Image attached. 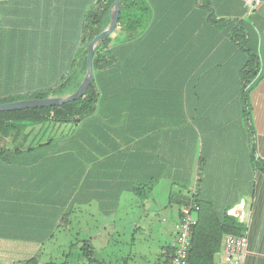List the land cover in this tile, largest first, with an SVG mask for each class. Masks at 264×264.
<instances>
[{
	"label": "crops",
	"instance_id": "0c3cea01",
	"mask_svg": "<svg viewBox=\"0 0 264 264\" xmlns=\"http://www.w3.org/2000/svg\"><path fill=\"white\" fill-rule=\"evenodd\" d=\"M221 3L225 4L223 11H231L226 3H240L239 17L253 22V47L260 59L259 73L253 79L250 93L253 130L249 132L237 122L222 131L217 142L205 130L200 133L191 130L185 137L187 145H173L186 160L182 172L188 179L184 183L162 170L160 129L172 114L161 105L151 114L143 110L132 120L121 119L135 133L125 132L126 127L109 128L108 124L98 132L99 129L92 128L98 124L97 120L94 124L90 121V145L80 151L76 137L84 136L89 125L78 129L75 137L36 149H16L22 143L5 144L7 153L0 155V264L36 255L55 227L66 222L65 215L71 208L98 210L105 218L97 226L104 231L105 221L119 207L126 206L127 200L135 196L151 197L157 185L167 181L168 203L179 202L195 188V177L199 179V175L197 224L203 219L202 226L207 231L211 218H220L215 219L216 228L224 215H229L240 224V233L236 235L247 237L240 264H264V0L251 13L245 0H221ZM90 5L87 0L0 1V58L8 57L9 64L8 79L3 84L0 81V87H4L0 89V97L47 86L56 76L72 69L82 53L79 28ZM117 35L113 33L116 40ZM186 117L193 123L201 121L199 124L214 119L210 113L201 116L187 113ZM229 117L235 120L236 112ZM140 124L141 129L149 125L154 137L140 143L134 141L132 137L140 133ZM196 153L202 157L199 167L197 157L192 156ZM238 208L243 209L244 220L235 216ZM225 236L214 256L220 264L224 260ZM28 249L31 251L27 252ZM16 254L18 259L13 258Z\"/></svg>",
	"mask_w": 264,
	"mask_h": 264
},
{
	"label": "trees",
	"instance_id": "16d2710c",
	"mask_svg": "<svg viewBox=\"0 0 264 264\" xmlns=\"http://www.w3.org/2000/svg\"><path fill=\"white\" fill-rule=\"evenodd\" d=\"M87 1L91 5L79 28L81 61L77 60L70 71L56 76L47 86L0 97V103L66 96L76 91L87 71L88 44L109 24V11L114 2ZM226 4L231 11H223L225 4L221 0H121L113 31L100 40L94 50L93 80L82 96L61 105L0 111V155L7 153L4 146L9 143L6 133L10 128H21L23 132L22 146L16 149H36L75 137L77 130L84 129L90 121L94 124L97 120L98 124L92 128L99 129L98 132L104 130L106 124L109 128L126 127L125 132H128L129 126L121 119L132 120L143 110L151 114L161 105L172 114L166 124L162 122L160 129L162 170L184 183L188 179L185 171L182 172L186 160L173 145H187L185 137L191 130L198 133L205 130L216 142L222 138V131L237 122L244 124L249 132L253 130L250 93L260 64L259 54L253 47V22L239 17L240 3ZM67 28L70 29V25ZM114 32L118 34L117 40ZM234 99L239 102H232ZM235 112L233 120L229 115ZM187 113L194 116L210 113L214 119L193 123L187 121ZM88 127L84 130L87 135L76 137L79 151L90 145L92 133L91 126ZM139 131L132 137L134 141L140 143L154 137L149 125L141 129L140 124ZM200 155H192L197 157L198 167ZM199 182L200 175L199 179L195 177V188L181 196L182 205L192 199L197 201ZM73 209L67 211L65 220ZM214 217L219 221L220 218ZM215 219H210L207 231L202 226L203 219L192 228L189 264H220L214 256L220 251L224 235L240 233V224L229 215L225 214L216 228ZM91 240L92 237L81 239L80 248L82 254L92 260ZM172 254V242L162 246L161 263L169 264ZM40 263L34 255L10 264ZM43 263L68 264V260Z\"/></svg>",
	"mask_w": 264,
	"mask_h": 264
},
{
	"label": "rangeland",
	"instance_id": "374dc122",
	"mask_svg": "<svg viewBox=\"0 0 264 264\" xmlns=\"http://www.w3.org/2000/svg\"><path fill=\"white\" fill-rule=\"evenodd\" d=\"M7 58H0L1 84L9 77ZM3 88L0 87L1 90ZM19 130V133L12 128L7 131L9 143H22L23 132L21 128ZM169 186V182L163 181L153 190L151 197L135 196L127 200L126 206L119 207L105 221L104 231L97 226L105 218L98 210L90 207L73 209L66 222L55 227L44 244L38 247L37 258L42 263L68 260V264H162L161 248L173 241L178 211L183 206L180 207L179 202L168 203ZM97 232H100L99 236H95ZM88 237L93 238L90 242L92 260L86 258L80 248V240ZM13 258L18 259L17 254Z\"/></svg>",
	"mask_w": 264,
	"mask_h": 264
},
{
	"label": "built area",
	"instance_id": "2783aa9c",
	"mask_svg": "<svg viewBox=\"0 0 264 264\" xmlns=\"http://www.w3.org/2000/svg\"><path fill=\"white\" fill-rule=\"evenodd\" d=\"M260 4L261 0H245V6L249 13L257 9ZM199 210L200 206L196 200H191L181 207L179 221L175 225L176 232L172 241L173 254L169 264H189L188 253L191 246V233L192 228L198 222ZM243 214L242 208L235 211V216L240 220H244ZM246 245L247 237L245 235L226 234L223 264H240Z\"/></svg>",
	"mask_w": 264,
	"mask_h": 264
},
{
	"label": "water",
	"instance_id": "95a60500",
	"mask_svg": "<svg viewBox=\"0 0 264 264\" xmlns=\"http://www.w3.org/2000/svg\"><path fill=\"white\" fill-rule=\"evenodd\" d=\"M121 0H114L110 8V22L105 29H103L98 35H96L88 44L87 54V71L75 92L66 96H47L45 98H29L11 102L0 103V111L25 109V108H38L54 105H61L65 102L76 100L82 96L87 89L91 81L93 80V56L94 50L99 44L100 40L106 38L114 29L118 15H119V3Z\"/></svg>",
	"mask_w": 264,
	"mask_h": 264
},
{
	"label": "clouds",
	"instance_id": "9594fccd",
	"mask_svg": "<svg viewBox=\"0 0 264 264\" xmlns=\"http://www.w3.org/2000/svg\"><path fill=\"white\" fill-rule=\"evenodd\" d=\"M180 211V210H179Z\"/></svg>",
	"mask_w": 264,
	"mask_h": 264
}]
</instances>
